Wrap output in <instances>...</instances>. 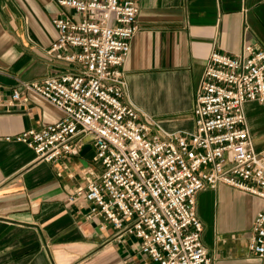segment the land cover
<instances>
[{"label":"crops","instance_id":"1","mask_svg":"<svg viewBox=\"0 0 264 264\" xmlns=\"http://www.w3.org/2000/svg\"><path fill=\"white\" fill-rule=\"evenodd\" d=\"M62 13L76 15L57 0H0V264H156L93 203L69 201L86 185L84 169L101 171L89 138L79 155L55 163L7 140L63 118L22 86L65 72L45 55L58 37L52 20ZM138 26L124 66L129 98L166 131L190 132L212 51L234 56L245 43L264 50V0H140ZM15 90L22 100L12 103ZM245 110L256 139L264 132V105L248 103ZM262 205L223 184L197 195L212 264H264L249 250Z\"/></svg>","mask_w":264,"mask_h":264},{"label":"built area","instance_id":"2","mask_svg":"<svg viewBox=\"0 0 264 264\" xmlns=\"http://www.w3.org/2000/svg\"><path fill=\"white\" fill-rule=\"evenodd\" d=\"M75 16L52 20L58 37L45 50L65 72L24 82L63 118L7 140L55 163L79 155L89 138L101 168L84 169L85 187L69 201L91 202L119 236L135 237L156 264H212L197 195L219 185L263 201L249 250L264 259V149L257 150L245 107L264 105V50L245 43L237 55L210 54L197 90L193 131L169 132L129 98L124 66L139 31L140 0H57ZM22 100L15 90L12 103Z\"/></svg>","mask_w":264,"mask_h":264},{"label":"rangeland","instance_id":"3","mask_svg":"<svg viewBox=\"0 0 264 264\" xmlns=\"http://www.w3.org/2000/svg\"><path fill=\"white\" fill-rule=\"evenodd\" d=\"M252 135L254 137V132H252ZM254 143L257 150H261L264 147V132L261 133L258 138L255 139L254 137Z\"/></svg>","mask_w":264,"mask_h":264}]
</instances>
